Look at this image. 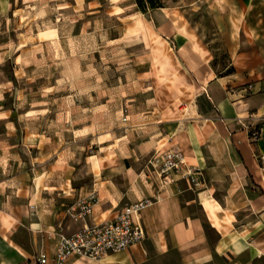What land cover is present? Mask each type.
<instances>
[{
  "label": "rangeland",
  "instance_id": "obj_1",
  "mask_svg": "<svg viewBox=\"0 0 264 264\" xmlns=\"http://www.w3.org/2000/svg\"><path fill=\"white\" fill-rule=\"evenodd\" d=\"M162 2L0 0L1 222L39 218L135 148L150 163L198 85L233 71L212 2Z\"/></svg>",
  "mask_w": 264,
  "mask_h": 264
},
{
  "label": "crops",
  "instance_id": "obj_2",
  "mask_svg": "<svg viewBox=\"0 0 264 264\" xmlns=\"http://www.w3.org/2000/svg\"><path fill=\"white\" fill-rule=\"evenodd\" d=\"M204 1L212 2L219 32L231 40L233 71L201 82L149 150L180 149L185 171L200 170L203 184L182 178L184 171L165 184L135 148L95 172L91 187L67 186L48 197L39 218L0 221V264H38L41 253L54 254L57 234L112 219L145 198L152 201L139 218L145 240L97 264H255L264 258V0ZM256 130L261 137L253 141ZM91 193L98 199L93 213L70 219L77 199Z\"/></svg>",
  "mask_w": 264,
  "mask_h": 264
},
{
  "label": "built area",
  "instance_id": "obj_3",
  "mask_svg": "<svg viewBox=\"0 0 264 264\" xmlns=\"http://www.w3.org/2000/svg\"><path fill=\"white\" fill-rule=\"evenodd\" d=\"M260 137L261 132L257 130L251 133L253 141H258ZM262 161L264 164V160ZM150 165L165 184L175 182L174 174L181 171H184L182 178H190L196 186L203 184L200 170L185 171L184 155L178 148L156 152ZM97 201L94 193L79 197L70 209V218L75 222L85 220L93 213ZM151 203L149 198L138 200L125 206L112 219L85 225L71 235L57 234L54 254L49 256L46 252L41 253L38 264H69L74 258L101 261L110 254L125 251L142 243L146 234L139 218L143 210Z\"/></svg>",
  "mask_w": 264,
  "mask_h": 264
},
{
  "label": "trees",
  "instance_id": "obj_4",
  "mask_svg": "<svg viewBox=\"0 0 264 264\" xmlns=\"http://www.w3.org/2000/svg\"><path fill=\"white\" fill-rule=\"evenodd\" d=\"M136 4L142 11H146L148 8H160L163 5L162 0H135ZM232 71H229L231 73Z\"/></svg>",
  "mask_w": 264,
  "mask_h": 264
}]
</instances>
